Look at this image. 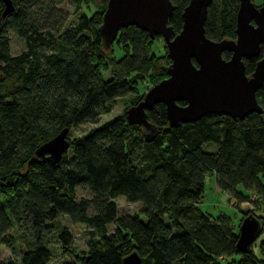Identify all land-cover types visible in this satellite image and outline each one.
<instances>
[{
  "label": "trees",
  "instance_id": "1",
  "mask_svg": "<svg viewBox=\"0 0 264 264\" xmlns=\"http://www.w3.org/2000/svg\"><path fill=\"white\" fill-rule=\"evenodd\" d=\"M11 1L13 11L2 17L0 0V243L8 245L3 235L14 224H23L38 239L46 222L65 215L72 223L98 230L100 236L88 239L85 252L76 255L69 248L70 232L60 227V251L69 258L60 264H122L132 251L138 264H264V237L258 241V255L252 248L264 233V215L239 211L234 231L226 213L211 215L199 209L207 175L213 176L217 190L238 200L245 197L238 185L263 194L264 81L255 91L260 114L241 119L206 114L172 127L167 125L164 105L157 102L145 110L146 120L156 127L150 140L140 125L127 123L124 110L67 139V149L51 163L34 155L41 143L64 127L68 132L108 112L114 97L134 90L143 75L152 84L164 78L170 61L165 53L151 52L158 36L149 38L132 25L119 28L112 41L124 50L121 57L112 55V42L104 48L97 27L106 0H84L95 10L80 15L59 39L41 30L38 15L45 11V20L64 0ZM79 1L75 0L76 7ZM170 2L173 11L167 23L178 32L188 0ZM237 3L211 0L203 23L206 37H234ZM9 28L25 40V51L17 55L9 54ZM41 47L53 51L38 54ZM221 56L227 59L229 53ZM255 60L243 61L246 74ZM106 69L109 77L103 80L101 72ZM205 142L214 143L215 149L203 150ZM76 184L87 185L91 197L76 199ZM118 196L140 202L145 220L138 214L118 216L113 200ZM248 214L258 219L260 229L242 252L235 243L238 225ZM110 222L115 227L105 234ZM51 256L47 246L35 243L21 252L18 261L0 264H47Z\"/></svg>",
  "mask_w": 264,
  "mask_h": 264
},
{
  "label": "water",
  "instance_id": "2",
  "mask_svg": "<svg viewBox=\"0 0 264 264\" xmlns=\"http://www.w3.org/2000/svg\"><path fill=\"white\" fill-rule=\"evenodd\" d=\"M1 1L4 17L14 5L11 0ZM237 1L234 37L212 40L203 29L211 0H188L180 13L178 32L167 23L173 11L170 0H106L97 27L104 48L114 40L119 28L132 25L149 38L161 36L170 61L166 76L150 85L138 102L125 108V120L140 125L146 140L154 136L156 127L146 120L145 110L157 102L164 105L167 125L172 127L206 114L241 119L252 112L262 113L255 91L264 81V4ZM223 51L229 53L227 59L221 56ZM250 58L256 60L246 74L243 61ZM66 135L67 128L60 129L41 143L34 155L57 162L68 147ZM259 229L256 217L244 216L238 225L235 248L246 251ZM138 262L135 251L122 258V264Z\"/></svg>",
  "mask_w": 264,
  "mask_h": 264
},
{
  "label": "rangeland",
  "instance_id": "3",
  "mask_svg": "<svg viewBox=\"0 0 264 264\" xmlns=\"http://www.w3.org/2000/svg\"><path fill=\"white\" fill-rule=\"evenodd\" d=\"M255 6L261 5V0H251ZM48 4V2H47ZM95 6L80 0L77 3L75 0H64L59 2L56 9L50 13V16L44 20V14L38 15L40 17V27L42 31H49L56 39H59L62 32L74 27L77 19L80 15L84 14L89 16L94 10ZM44 20V21H43ZM6 35L8 37V50L10 55H17L25 51V40L16 34L12 28L7 29ZM112 55L117 59L124 54L120 44L112 42L111 45ZM53 50L52 48L41 47L36 50L38 54H49ZM151 52L155 55L166 53L164 42L161 36H158L156 40L152 42ZM42 55H39L42 56ZM166 55V54H165ZM103 80L109 77V70L106 69L101 72ZM152 85L149 82L148 77L145 75L137 81L134 90L123 92L121 95L114 97L111 101V108L106 113H101L94 121H85L74 127H71L67 132V139H73L82 135L89 128L94 127L104 120H107L115 115H120L124 112L125 108L131 103L134 97L142 95L147 88ZM215 144L212 142H205L202 145L203 150L213 151ZM238 190L245 194L244 198L236 199L231 194L223 193L217 190L213 183V178L210 176L205 177L204 190L200 197L199 209L209 212L211 215L218 213H226L231 218V225L234 228V223L240 215L239 211L254 212L258 215H264V192L263 194H257L253 190L246 191L238 185ZM74 196L76 199L79 197L90 198L88 187L85 184H76L74 186ZM247 196V197H246ZM114 200L116 213L120 215L138 214L141 220H145V216L141 213L142 204L140 202H128L122 196L116 197ZM244 201L245 203H242ZM93 212L91 206L87 208V213ZM45 231L38 239H34L29 230L25 229V226L21 223L14 224L4 235L6 243H0V261L5 262L8 260L18 261L20 254L23 250L32 247L35 243H40L47 246L51 250V259L47 264H60L67 261L69 258L60 251V245L57 240V231L60 227H65L71 234L72 241L70 243V250L76 255H81L86 250V242L90 238H98L100 232L91 226H86L82 223H72L67 216L59 215L54 220L45 223ZM115 225L110 222L105 225V234H109L114 229ZM264 237L262 232L257 240L253 243V252L258 255L257 244L258 241Z\"/></svg>",
  "mask_w": 264,
  "mask_h": 264
},
{
  "label": "crops",
  "instance_id": "4",
  "mask_svg": "<svg viewBox=\"0 0 264 264\" xmlns=\"http://www.w3.org/2000/svg\"><path fill=\"white\" fill-rule=\"evenodd\" d=\"M210 178H213V176H210ZM204 181H205V179H204ZM213 183H214V181H213ZM215 186V185H214ZM216 188V187H215ZM217 189V188H216Z\"/></svg>",
  "mask_w": 264,
  "mask_h": 264
}]
</instances>
